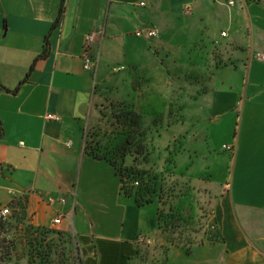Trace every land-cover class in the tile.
<instances>
[{
  "label": "crops",
  "instance_id": "1",
  "mask_svg": "<svg viewBox=\"0 0 264 264\" xmlns=\"http://www.w3.org/2000/svg\"><path fill=\"white\" fill-rule=\"evenodd\" d=\"M152 28L157 39L136 36ZM96 30L98 66L87 71L85 40ZM259 53L264 0H0V207L24 201L34 226L72 233L82 264H264ZM121 65L152 80L145 100L133 76L113 75ZM165 90L178 92L184 110L157 143L183 139L181 158L195 157L179 170L198 173L214 196L217 229L192 246L164 242L159 204L139 206L112 165L86 152L106 99L151 107ZM204 148L213 161L198 172ZM140 235L157 241L140 245Z\"/></svg>",
  "mask_w": 264,
  "mask_h": 264
},
{
  "label": "rangeland",
  "instance_id": "2",
  "mask_svg": "<svg viewBox=\"0 0 264 264\" xmlns=\"http://www.w3.org/2000/svg\"><path fill=\"white\" fill-rule=\"evenodd\" d=\"M124 67V70L115 71ZM128 67L125 65L116 66L112 69L113 75L124 73L126 79L134 80L135 88L141 94L142 86L149 84L151 79L144 74L125 73ZM156 81L166 80L163 75H154ZM175 81L173 77H168L167 80ZM165 96L154 99V106L139 105L143 101L139 100L138 105L129 102L115 103L112 100L108 106H104L105 110L102 112L100 120L95 126H89L86 133V152L93 148L100 149L103 152L113 151L114 154L119 153L120 156L126 155L127 163L124 166H136L140 170H145L144 176H135V179H127L126 186L135 191H140L138 188L145 184L148 189L149 197L153 199L152 203L159 204V218L162 223L161 239L169 244L175 241L176 245L192 246L200 244L204 241L205 236L210 233L213 225L212 219L215 216L213 207L214 196L209 187L201 185L199 182L200 176L185 175L183 171L179 170L178 162L181 164L190 162L193 164L195 154L189 155L184 160L181 158V143L179 137L171 138L168 147L163 148L157 143L161 132L168 130L172 126L178 125V115L184 108L178 105V92L174 90L166 91ZM145 100V98L143 99ZM168 115V120L164 121L165 115ZM153 117L147 125L146 118ZM138 118V119H137ZM140 122V125L132 124L133 122ZM127 134L134 138L133 144L129 147L130 151L138 149L140 144L145 147L144 154L130 156V153L125 152L127 142H118L122 134ZM117 140L116 144L115 141ZM128 141V140H127ZM226 150V149H225ZM207 154H203V158L199 159L198 172L205 165L212 163L213 160L207 161L208 149L203 150ZM132 154V153H131ZM91 155V154H90ZM221 158H228V154H221ZM199 157V156H198ZM180 160V161H179ZM134 162V164L132 163ZM189 170V168L187 169ZM188 172V171H187ZM209 171L201 178L207 182L209 180ZM218 177V175H216ZM216 177V178H217ZM140 183V184H136ZM142 187V188H145ZM9 205L12 208V216L19 219L18 231H11V235L7 237L16 243V250L12 253L15 258L12 264H21L23 260H27L29 264V242L27 241L25 230L27 227L34 226L31 218L27 217L26 206L24 201H17ZM151 204V203H150ZM161 214V216H160ZM18 215V216H17ZM174 222L177 226L173 234L165 233L163 231L165 222ZM11 222H15V220ZM36 227V226H34ZM41 228V227H36ZM48 229V228H45ZM52 230H57L52 228ZM59 231V230H58ZM165 233V234H164ZM16 234V235H15ZM72 234V233H71ZM155 243L157 240H154ZM171 243V244H172ZM6 251L5 247L0 249L1 253ZM150 260H152L150 258ZM144 261L141 264H150L151 262ZM150 262V263H149Z\"/></svg>",
  "mask_w": 264,
  "mask_h": 264
},
{
  "label": "trees",
  "instance_id": "3",
  "mask_svg": "<svg viewBox=\"0 0 264 264\" xmlns=\"http://www.w3.org/2000/svg\"><path fill=\"white\" fill-rule=\"evenodd\" d=\"M138 119V118H137ZM140 125V122H133L132 124ZM134 138L129 135L125 152L130 153V156L141 155L145 152V147L140 144L139 148L130 151V146L133 144ZM87 151L96 158L107 160L113 167L115 174L119 177L122 183V191L126 196L133 198L139 206H145L153 202L149 197L148 189L143 184L135 191L126 186L127 179H135V176L141 177L146 174L145 170H140L138 167L124 166L127 163L126 155L120 156L119 153L114 154L113 151L103 152L100 149H91ZM132 153V154H131ZM134 164V162H132ZM140 184V183H139ZM145 187V188H142ZM18 216V215H17ZM161 216V214H160ZM15 220V222H11ZM161 219V217H160ZM19 219L13 216L6 222H0V249L6 248L4 253L0 252V264H12L15 260L12 252L16 250V243L8 238L11 231H18ZM176 224L174 222H165L163 231L165 233L173 234L175 232ZM164 233V234H165ZM27 241L29 242V264H82L81 256L77 246L75 236L69 232H63L52 229L36 228L34 226L27 227L25 230ZM16 235V234H15ZM172 243V242H171ZM176 242L173 241V245Z\"/></svg>",
  "mask_w": 264,
  "mask_h": 264
},
{
  "label": "built area",
  "instance_id": "4",
  "mask_svg": "<svg viewBox=\"0 0 264 264\" xmlns=\"http://www.w3.org/2000/svg\"><path fill=\"white\" fill-rule=\"evenodd\" d=\"M230 5H233L234 2H230ZM136 36L138 38H148L149 40H154L159 37V31L156 28L148 29L146 31L144 30H139L136 32ZM223 37L227 36V33L222 34ZM104 34L102 31H92L86 36L85 40V52H84V68L87 71H92L95 70L98 66V60L95 58L93 54V50L96 47V45L99 43L101 39H103ZM257 58L261 61H264V53H259L257 55ZM124 67H121L119 69H116L115 71H120L124 70ZM52 118V117H51ZM224 148L228 151L232 150L231 146H224ZM137 185L139 183H136ZM63 203L66 201L63 199ZM12 216V208L8 206H3L0 207V222H6L10 219ZM63 217H59L54 221L55 225H59L62 222ZM217 229L216 225H213L212 230L215 231ZM137 243L140 245H146V246H151L154 244V240L152 237H148L147 235H140L137 238Z\"/></svg>",
  "mask_w": 264,
  "mask_h": 264
}]
</instances>
